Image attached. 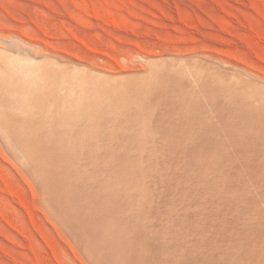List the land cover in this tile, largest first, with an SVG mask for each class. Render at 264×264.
<instances>
[{
  "label": "rangeland",
  "instance_id": "1",
  "mask_svg": "<svg viewBox=\"0 0 264 264\" xmlns=\"http://www.w3.org/2000/svg\"><path fill=\"white\" fill-rule=\"evenodd\" d=\"M1 48L15 60L12 61H14L16 65L24 64V61L21 59V57L27 54L30 56L31 60H34V58L40 59L43 61L42 64H48L49 68L62 70L68 74H73L74 77L76 76V78H73L70 74L72 78L70 75L69 78L73 83L68 82L67 79L64 80L66 82L64 83L66 86L69 85L67 89H71L73 86L77 88L76 90L78 91L79 88L76 87V83L80 81L79 84L81 93H76L75 97L77 96V99H71L69 97L70 99H68V101L65 103L75 104L74 106L71 105L73 107V111L79 110L77 113H81L77 114L76 112H73L71 110V106V109L66 107L64 109V114L65 117H69V119L65 118L64 121H69L71 125H73V128L71 129L70 125L68 128V125L65 124V122H63V124L66 125L69 135H74L77 131V128H83V123L86 121L85 119L88 120L89 118V122L91 120H96V124L98 126L96 133L100 135L97 137L96 134V139H103L102 141L105 140L106 142L107 135H110L111 139L108 137V144H110L111 141L113 143L110 145L119 147L116 150H125V152H127L130 157L129 161L131 164H135L133 165L135 166L134 169H137L138 172L142 171V174L145 172L148 173L146 174L147 176L144 175L145 182L143 181V183H138L140 180L137 179L138 177H134V179L136 178L135 182L137 181L134 184L136 185L138 183L139 187H144V190L147 193H149L151 190V192H153L160 189L159 193L156 191L157 195L159 194L161 196V198L158 197L160 200H156V192L153 194L150 192L152 194V198L151 196L149 197L148 194L147 197H149V201L146 200V203L148 204L150 202L149 204L152 205L151 202L154 201L155 203L156 200V202L160 204H155H158L160 208L161 206L163 207L161 210L158 207L157 209L160 211H156V207L158 205L154 204L153 206L155 209L153 208V210L156 211L154 212L151 209L152 206L148 204L151 211L148 213L147 208L146 211H144L145 214L148 213L149 216H147L148 214L145 215L144 212H142L144 217L148 218V221L151 216L152 219L155 215L156 219L158 218V224L159 220H167L168 218H164V216L162 218L159 213H164V210L170 205V202H167L170 200L169 198H171L170 201H172V199L175 197V200L172 202L176 204L175 207L178 208V213L176 212L177 214L175 213L173 215L177 216L178 219L182 223L184 222L187 227L189 226L187 224L191 223L190 225H192V227H188L189 229L191 228V231H189V229L186 227L184 232L182 229H184L185 226H183V228H176L175 226H179L177 223L179 220L177 221L174 216V221H172L173 219L169 221V214H172L175 208H173V210L168 207V210H165L164 213V215L167 214V217H169L167 220L168 222L165 220V222L160 223L161 225L166 224L168 226V224L176 221L170 225L173 229L169 228L168 226L167 229L169 228L170 230L168 229L167 231L165 225V229L162 231L161 229L163 226H161V229H159L160 224L159 226L156 224L157 222H155V218H153V221L150 220L151 224L155 223L153 225H157L156 227H159L158 229L160 232L163 233L166 231V234H170L171 236L174 234L172 230L175 232V234L177 232V237L180 238L176 242H179L178 245L181 244L183 248L179 246L180 250H178L179 247L174 244L175 240L171 239L172 237L169 235V237L166 239L168 240V238H170L169 241L174 242L168 243L170 244L169 247L165 244L164 246L162 245V247L160 246L161 250L165 248H167L166 250H172L173 248L174 251L169 250V252L171 251L172 254L174 252L176 256H180L182 259L179 257L178 258L180 261L182 260V263L185 262V264H196L199 262V264H201V261H203L202 259L206 256V252H209L210 245L214 243L215 245H220V249L215 245H213L214 247L212 248L210 247V251H212L213 254L209 252V254L211 253L209 255L210 257L207 254L208 257L206 256L204 258V260L207 261V264H214L215 261L218 262L215 264H224L221 262H226V256H232V251L233 256L240 255V264H243L244 260L253 261L255 258H259V260H262L260 263L264 264V253L262 251V249H264V241H260L261 237L264 238V210H262L263 212H257V208H255L251 209L250 212L248 211V213L254 214H252L253 217L256 215L255 220L253 217L250 218L251 215H249L247 212H243L244 214H234L236 210L235 208L238 206V203L236 206L234 205L235 202H237L235 199H238L235 197V194H239L242 189H250L251 187H249V185L253 184V182H251L253 180L249 178L250 173L246 170V172L242 170L243 168H246L244 165H247V162L246 160H242V162L241 159L244 158L245 153L247 155L248 153L245 152L243 154V152L236 151L240 153L241 156H239V153L236 155V152H232V149L225 139L227 136L225 135L224 127H221L223 121L228 119L230 114L229 109H233L234 107H227L218 110L214 109V111L211 112V108L208 110L207 106V113L208 115H212L211 119L216 122V124H212L213 126L206 125L205 123L202 124L201 120L199 119L201 118L202 114V117H204L205 114L204 112L200 111L201 109L199 110L198 105L196 106V100L199 98L198 94L200 93V96L203 99V105H207L208 99L213 100V97L207 96V98L205 96L207 98L206 100L205 97L202 96V91L199 92V89L195 91H198L199 93H195L194 97L193 94L190 95L189 92H187L193 85L197 88L198 86H201V82L199 81H202L203 78L205 79L204 73L207 72L210 74V78L212 79L209 80L211 84L209 87L210 91H219L222 94L220 95L221 97L224 96L226 97L227 101L234 103L238 107H236V113H240L241 118V110L243 112L245 111L243 107L249 104L250 101L256 102L257 97L255 94H259L264 98V0H0V49ZM152 58H155L156 61L154 64L150 65V63L147 62ZM161 62L163 64H161ZM56 65H58V67ZM59 65L60 67L62 66L61 69H59ZM218 67L219 69L217 70L219 71H212ZM154 69H160L161 71H159L163 72V74L161 73V75L157 77L153 74L154 72L152 70ZM169 72L170 75L167 74ZM218 73H220V76L216 75ZM107 74L108 76H106ZM114 75L117 77H114ZM129 75L130 78H127ZM105 76L108 78H104ZM111 76L113 78H111ZM65 78H68V75L67 77L65 75ZM193 78L195 79L194 81H196V84L193 82V80H191ZM191 83H193V85ZM184 92L186 94L185 97L183 95ZM206 92H208L207 89ZM187 93L189 95H187ZM248 94L249 97H247ZM184 98H186V100ZM204 101H206V103ZM66 106L68 105L66 104ZM67 108L69 115L66 114ZM74 108L76 110H74ZM88 108L91 109L88 110ZM92 110L95 117L92 116L93 113L90 114L91 116H89V113L92 112ZM70 111L72 114H70ZM193 113H195L197 116ZM72 116H76V118L73 119ZM70 117L76 125L70 121ZM79 118H82V120ZM195 120L200 122L201 125L198 122L195 123ZM85 126L87 127V125ZM214 128L216 130L218 129L219 137H217L218 131L214 130ZM70 129L71 131H69ZM244 132V134H246V131ZM102 134H106V137H102ZM184 134L185 137H188L184 138ZM215 134V137H221L218 139V141L221 142L222 139V144L219 145V142L216 143L217 138H214L213 136ZM246 135L248 136V134ZM210 137L214 138L215 143L213 139V142L211 139H209V142L213 143L217 149H214L215 147L213 146V148L211 147V152H208L209 150L206 152V148L205 150L203 148V150L206 152L204 153V151L201 149L202 147L198 145V142L199 144L205 143L207 141L206 139ZM93 141L95 142V140ZM192 142L197 144L195 146L196 149H194L195 147L191 146L193 145ZM183 143H187L188 145H184ZM1 144L2 143H0V264H108L105 262V260L103 261L89 256L87 249L81 241V237H78L76 232L71 231L62 222V220L52 212V210L46 205L44 199L42 198L41 191L35 181L31 178V176H28V173L25 174L26 171L22 169L20 164H17V160L14 158V160H11L12 156L7 151H4L5 148L2 150ZM185 146L188 148L193 147L189 148L191 153L194 150H197V153L193 152V154H191L190 152H185L187 149L184 148ZM117 147H114V149ZM156 147H158L160 150ZM223 147L224 149H222ZM146 149L153 153L155 151V153L158 154L157 156L155 153L150 154L149 152V154L154 155L156 159L159 157V159L156 160L157 162L155 161L156 163L153 162V160H155L154 156V158L149 157L150 159H153L152 161L145 159L148 158L147 155H149L148 152H146ZM221 150H224L222 153L225 154H220ZM226 150H229V155H232L230 153H233L232 156L236 155L232 157V159L239 156L240 161L237 158L239 163L241 162V164H245H231L234 161L231 162V156H228ZM182 151H184L185 154ZM216 152L218 153V156L215 155ZM212 153L214 154V157L220 159V161H226V159L228 161V163L225 164V167H222V165L217 166L220 161L216 164L214 163V167H209L214 169L215 174H212L216 175L220 171L226 172L227 170V172L231 171V176L234 178L225 181L224 185L227 186L223 188L224 191L221 192L223 193L222 196H217L215 193H213L216 192L213 188L208 191L210 185L208 182L205 184V177L207 175V178L209 179L210 177L208 176H210V174L208 173V168L204 167H208V164L211 163H209V155L205 154ZM159 154L161 156L164 155L163 159H160ZM193 155H195L199 161L196 159L194 160ZM219 155H222V157L224 156V160ZM142 156L144 160H149L150 162L141 160L143 159ZM198 156L201 158L199 159ZM228 158L230 159L231 163L229 162ZM237 159L233 160L238 162ZM201 160L205 163L201 162ZM141 161L145 162V164L141 165L143 164ZM207 162L208 164H206ZM146 163L153 164L148 165L149 170L151 169V173L147 169L148 167L146 168ZM202 163L203 165L206 164V166L204 165L203 167ZM136 164L139 167H136ZM168 164L170 167H168ZM180 164H182V166H179ZM198 164H201L203 169H205V173L202 171V167V170L199 168ZM227 165L230 167V169H226L228 167ZM140 166H144L145 169L139 171L141 168ZM153 166L156 170L151 168ZM185 166H190L191 168L189 169ZM195 166H198V169ZM240 167H242V169ZM199 169L200 171L198 173L197 171ZM191 170L192 173H195V175L194 173L189 174ZM237 170L240 172L242 171V174L243 172L246 174L244 173V175H242ZM176 171L179 172L176 173ZM234 172H238L240 176L238 173L234 174ZM140 174L141 173H139V175ZM146 177L149 182L151 180L152 181L148 183ZM237 177H240L241 180L239 179L237 181ZM247 177L249 180H247ZM182 178H184V180H188L189 178L191 179L188 180L189 182L187 181L188 185L190 184L191 189L189 187L186 188L188 185L182 187V184L184 183ZM157 180H161V187L158 186L160 183L158 182L157 184ZM186 180L184 184H186ZM178 181L180 184L176 183ZM249 181L250 183H247ZM146 182L150 184L151 188L154 189L150 188L151 190L148 189V191H146L148 184L146 186L142 185L144 183L146 184ZM155 182L156 184L152 185ZM191 182H196V186ZM243 182H246L248 185L245 183L246 187L244 186L245 188L243 187L239 191L238 188L243 186ZM205 186L208 188L204 189ZM234 188L236 191H239V193L236 192ZM181 190L185 192L182 193ZM230 191L231 193L235 191V194H230ZM229 194L233 195V197ZM227 195L232 197V199ZM226 196L231 199H228L230 202L227 201ZM178 200L180 201L177 202ZM203 200H206L207 203H205ZM162 202L163 204H161ZM225 202L229 203L230 206L225 204ZM146 203L144 204V209L147 206ZM195 203L197 204L194 205ZM203 204H207L205 205L206 207L204 209L207 211V213H205L206 211L204 210V212L199 210L200 206ZM225 206H227V208H233L234 206V211L232 209H226ZM171 207H173L172 204ZM208 208L210 210H208ZM170 209L173 210L171 213H169ZM197 210H199V212ZM212 210L213 212H211ZM228 210L230 211L229 214H234H232L233 218H235L234 216L237 215L236 220L238 214H242L244 217L247 215V217L250 219L245 217V224L241 215L239 219L243 222V224L242 222L239 223V219L236 221L235 219H232V216L230 217V215H227ZM190 211H192L191 214ZM221 211L225 213L219 215L218 213H223ZM195 212H197L198 215H196ZM150 214L154 215L150 216ZM216 214L223 219L225 218L224 216H226V218L229 217L227 219L225 218L226 222H228L226 223L225 219H221L222 221L218 220L217 218L220 217H216ZM213 216L217 219L216 222ZM212 217L213 219H211ZM251 220H254V222H251ZM233 221L236 222V224ZM181 222H179V224L184 225ZM218 222L222 223V225L224 223L225 224L223 227L221 224H218V226L220 225L219 229L216 224ZM237 222L239 225L245 224L246 228L245 226L243 227L241 225L239 227ZM248 223H253V225H255L251 226L250 224L251 227L249 225V227H247ZM151 224L149 223L148 225L151 226ZM173 224H175L174 227L172 226ZM210 226L215 228L216 231H219L215 232ZM236 226L237 228L235 233V231H232V228ZM229 227L232 228L230 229ZM196 228L198 232H196ZM177 229H181L184 232V235L190 232L193 237H195L198 233L196 238L199 237L200 242L201 239L206 238L205 240L207 244L209 243V247L206 246V243H204L205 240L202 241V243L205 244V246L202 247V243L198 242L199 239L195 240L196 238L193 239V237L190 236L193 240H195V243L196 241L200 243L195 245L197 247L199 245L201 248L195 247V245L192 244L194 241H191L190 238L188 243H191L192 245H190L195 248L191 247L187 243L190 234L185 237L182 234V231H178ZM192 229H194L195 233H193L194 231ZM208 230H212L210 233L216 234L218 239L215 237V235H207V233H209ZM241 230L245 232L242 233ZM199 231H203L201 237L199 235ZM222 231L224 237L221 234ZM192 233L195 234V236ZM224 233L227 236H225ZM166 234L164 235L168 236ZM220 234L223 238L218 236ZM242 234L247 235H244L243 237ZM181 235L184 237V239ZM253 235L254 237H252ZM165 236H159V239H161L160 242L163 241L162 239H164ZM213 236L216 238L215 240ZM229 236H233L234 239L236 237L237 241L239 240L238 242L234 240L236 243H238L236 245L233 242V238L231 237V241L236 246L232 245L230 240L229 243L232 246H229V243L228 246L227 243L224 244L225 246L223 245L224 242H228L227 239H230ZM177 237L175 239H178ZM207 238H210L213 240V242H211V240H207ZM241 240L246 242V248L241 246L245 245L244 242H241ZM220 241L222 242V245ZM171 243L174 244L172 245L174 247H171ZM253 243L254 245L257 243L256 246L252 245ZM185 247L193 248V252L195 254L191 253L190 248H187L190 250H185ZM205 247L207 248L205 249ZM225 247H229L228 249L230 251L225 250ZM238 247L239 250L237 251L239 252L236 251V248L238 249ZM196 248L197 250H200L204 253L202 254L200 251L197 252V250H195ZM213 248H215L214 251ZM222 248L226 252L222 251ZM242 248L244 251H242ZM250 248L255 251L251 250ZM250 250L252 251L251 253H249ZM185 251H189L188 254H185ZM235 251L236 254H234ZM245 251H247V255L244 253ZM160 252L162 251H158V253ZM163 252L162 254L160 253L158 255V259H156L157 261L159 260V257H161L160 255H162L161 258H163V254L167 255V257L170 256L171 258V255L167 254L168 251H166V253ZM181 252L182 254H185V256L187 255V259L192 258L191 261L195 259L197 260L192 262L187 260L190 263L187 261L183 262V258L184 260L186 258L181 254ZM217 252L220 253L221 256ZM214 253L219 255L215 259H213L216 256ZM225 253L227 254L225 255ZM248 253L250 257L252 256L253 260L249 257ZM259 254H261V257ZM174 255L173 257H175ZM193 255H196V257H193ZM223 255L225 256L222 257ZM148 256L146 255L147 258L143 259L145 256L141 255L139 257L140 261L137 260L138 263L141 262V264H150L151 261L155 260L153 257L152 259L151 256ZM245 256H248V259ZM197 257L199 260H201L199 261ZM220 257L225 258L223 259L224 261ZM150 258L151 260L148 261ZM170 258H168L169 264L171 263ZM160 260V263L165 262L168 264V260L164 262L162 261L163 259ZM171 261L174 263L176 260L173 258ZM205 261L202 263L206 264ZM246 261L245 263L248 264L251 262Z\"/></svg>",
  "mask_w": 264,
  "mask_h": 264
},
{
  "label": "bare ground",
  "instance_id": "2",
  "mask_svg": "<svg viewBox=\"0 0 264 264\" xmlns=\"http://www.w3.org/2000/svg\"><path fill=\"white\" fill-rule=\"evenodd\" d=\"M21 59L24 61V64L16 65L14 62L15 60L12 57H10L7 54V52L4 51L2 48L0 49V143H2L1 144L2 150L5 148L4 151H7L12 156L11 160H14V159L17 160V162H18L17 164L18 165L20 164L22 169H24L26 171L25 174L28 173L29 174L28 176H31V178L35 181L38 188L40 189L41 194H42V198L44 199L46 205L52 210V212L57 217H59L62 220V222L71 231L76 232L78 237L79 236L81 237V241L84 244L85 248L87 249L89 256L94 257L95 259L98 258L99 260H103V261L105 260V262H107L108 264H141V262L138 263V261H140L139 257L141 255L142 256L144 255L145 256V257H143V259H144V258H147L146 255L148 256V254H149V256H151V258L153 257L155 260L158 259V255L160 253L162 254V252L167 249V248L163 247L165 249L161 250L160 246L162 247V245L164 246V244H165L166 246L169 247L170 244H168V243L172 242V241H169L170 238H168V240L166 239L167 237H169L170 234H166V231L163 233L159 231V229H161V226H163V228L161 229L162 231L165 229L164 227L166 224L161 225V223L165 222L166 219H163L164 221L159 220V224H160V226H159V224L157 222L158 218L156 219V215L153 217L156 219V221L154 220L155 222H157L156 224L160 227V228L158 227L159 228L158 229L156 227L157 225L156 226L153 225L155 223L151 224V221H153V218L151 219V217H152L151 215H154V214H150L151 217L149 218V221L150 220L151 221L149 222L148 218L144 217L142 212H144V214H145V211L147 208V212L149 213L151 211L150 206H152V208H151L152 210H153V208L155 209V207L153 205L155 203H158V202H156V200H158V201L160 200L158 197L161 198V196L159 194L157 195L156 191H158V193H159L160 189L151 192L152 191L151 189H154V188H151L150 184H148V183H150L152 180L149 178L151 180L149 182L147 177H146V180L148 183L146 182V184L144 183L142 185L146 186L148 184L149 188L147 186L146 191H148V189L151 188L150 192L152 194L154 192H156L155 196H157L155 203L153 201V202H151L152 205H150L149 204L150 202H149L148 203L150 205L149 206L146 203V200L149 201V197L151 196V198H152V194L150 192L149 193L145 192L144 187H141V186L139 187V184H138L139 182L143 183V181L145 179L144 175L148 174L147 172H145V173L143 172L144 174H142L141 170L145 169L144 166H142V167L140 166L141 168L139 171H141V172H138L137 169H134L135 166H133V165H135V164H131V162L129 161L130 157H129L128 153L125 152V150L124 151L122 149L116 150L119 147L114 146V145H110L111 143H113L111 141H110V144H108V142H107V141H109L108 137L111 139L110 135L109 136L107 135L106 142H105V140L102 141L103 139L102 140L96 139V134H97L96 132L98 129V126L96 124V120L95 121L91 120L89 122L88 121V120H90L89 118H88V120L85 119L86 121L83 123L84 125L82 124L83 128L82 127H80V129L77 128L76 133L75 134L73 133L74 135H69L65 124L68 125L67 126L68 128L70 125L71 129L73 128V125H71V123L69 121H67V122L64 121V119L66 118L65 114H64L65 113L64 109L66 107L70 108L71 105L74 106L75 104H72V103L70 104V103H65V102L68 101V99H70V98L71 99L76 98L77 97V96L75 97L76 93L77 94L81 93L80 84H79L80 81H78L76 83V87L79 88L78 91L76 90L77 88H75L73 86L71 87V89H67V87L69 85L66 86L65 85L66 82L64 80L67 79L68 82H71L70 81L71 79L69 78V75L71 73L68 74L67 72H64L62 70H57L55 68H49L48 64L47 65H46V63H44V65L42 64V62H43L42 60L37 59V58H34V60H31L30 56H28L27 54L22 56ZM12 60H14V61H12ZM161 60H162V58H161ZM166 60H168V59H166ZM172 60H173V58H172ZM155 61H156L155 58H152V59H149V61L147 63H150V65H152V64H154ZM159 61H160V59H159ZM161 64H163V63L161 62ZM60 65H59V69H61V67H62V66L60 67ZM56 66L58 67V65H56ZM217 69H219V67L216 68L215 70H212V71H216V72L219 71ZM159 70H157V69L152 70L154 72L153 74L156 75L157 77L159 75H161V73L163 74V72H160L161 70L160 71ZM164 72H165V70H164ZM167 74L170 75V72ZM65 75H66V77L68 75L69 80H68V78H65ZM71 75L73 78H76V76L74 77L73 74H71ZM71 75H70V77H71ZM216 75L220 76V73H218ZM106 76H108V74ZM106 76L104 78H106ZM112 76H111V78H113ZM115 76L116 75H114V77ZM131 77H132V74H131ZM204 77H205V79L203 78L204 80L202 79V81H199V82H201L200 85L202 87L198 86V88H197L196 86L193 85V83H191L193 86L187 91V92H189L190 95L193 94V97H194L195 93L197 94L200 91H202L203 97H205V96L206 97L207 96L213 97L212 98L213 100L210 99L211 101L208 99L207 105H205V104L203 105L202 104L203 99L201 98L200 93L198 94L199 98L196 100L197 101L196 106L198 105L199 110L201 109L200 111L204 112V114H205L204 117H202L203 116V114H202L201 118L199 120H201L202 124L205 123L206 125H212V124L215 125L216 122H214L211 119L212 115H208V113H207L209 108H211L210 110H211V112H213L214 109L218 110V109L227 108V107H229V108L234 107L233 109H229L230 114L228 116V119L223 121L221 127L222 128L224 127L225 135L227 136L225 139L227 140L230 148L232 149V152L239 151V152H243V154L245 152L248 153V155L245 153V155H244L245 159L241 157L242 158L241 161L246 160V162H247V165H244V166H246V168L245 169L244 168L242 169V167H240V168L242 170H244V171L246 170L250 173L249 178L253 180V181H251V182H253V184L249 185V187H251L250 189H248V186H247L248 190H246L245 185L247 183H250V181L247 183L245 182L246 184L243 182L244 183L243 186L241 185L242 187H240L238 189L240 191L241 188H243L244 186H245L244 187L245 189H242L240 193H239V191H236L234 188V190L239 193L237 195L235 194V191L234 192L232 191L235 194V197L238 198V199H235V200H237V202H235L234 205L236 206V204L238 203V206H236V208H235L236 210H235L234 214H236V213L244 214L246 212L248 213V211L250 212L251 209H255V208H257V210H256L257 212H259V211L263 212L262 210H264V98L259 94H255L257 97L256 102L250 101L249 104H247L246 106L243 107L245 109L244 112L240 109L241 115H242V118H241L240 113H236V107L237 106L234 103H230L229 101H227L226 97H224V96L221 97L220 95H222V94L219 91H210L209 87L211 86V84H210L209 80H212L210 78L211 77L210 74L205 72ZM127 78H130V75ZM89 79H90V77H89ZM106 79H104V80H106ZM109 80H110V77H109ZM191 80H193L194 83L196 82V81H194L195 80L194 78ZM191 80H190V82H191ZM90 81H88V82H90ZM71 83H73V82H71ZM198 89H199V92L198 91L195 92ZM206 89L208 92H206ZM86 90H87V88H86ZM176 90H177V88H176ZM216 92H217V95H216ZM248 92H250V91H248ZM189 94L187 93V95H189ZM183 95H184V97L186 96L185 92ZM244 95H245V92H244ZM206 97H205V99L207 100L208 97L207 98ZM247 97H249V94ZM251 97H253V96H251ZM182 98H183V96H182ZM184 99L186 100V98H184ZM192 100H194V99H192ZM78 102H76V103H78ZM204 102L206 103V101H204ZM73 103H75V102H73ZM194 103H193V105H194ZM66 104L68 106H66ZM88 107H89V105H88ZM206 107L208 108V110L206 109ZM90 109L91 108H88V110H90ZM66 110H67L66 114H68V112H69L68 108ZM71 110L73 111V107ZM74 110H76V109L74 108ZM78 111L79 110L73 111V112L77 113ZM197 111H198V109H197ZM76 113H75V115H76ZM79 113H81V112H79ZM79 113H77V114H79ZM198 113H201V112H198ZM70 114H72L71 111H70ZM90 114H92V116L95 117L93 110H92V112L89 113V116H91ZM193 114H195V113H193ZM195 115H193V116H195ZM67 118L69 119V117H67ZM74 118H76V116H74L73 119ZM195 118H199V117H195ZM80 120H82V118ZM196 120H198V119H196ZM196 120H195V123L198 122ZM70 121L73 124H75L73 122L72 118L70 119ZM63 122H65V124H63ZM86 122H89V123H86ZM198 123H200V122H198ZM85 125H87V127ZM95 125H96V127H95ZM200 125H201V123H200ZM215 128H216V126H215ZM215 128H214V130H216ZM71 129L69 131H71ZM216 131H218V129ZM244 131H246V134H248V136L246 134H244L245 133ZM217 134H218L217 137H219V131L217 132ZM105 135L102 134V137L104 136V138H105L106 137ZM99 136L100 135L97 134V137H99ZM213 136H214V138H217V137H215L216 134ZM187 137H185V134H184V138H187ZM181 138H183V137H181ZM214 138L210 137V138L206 139L207 141L205 143H202V144H199V142H198V145L202 147L201 148L202 151H204L206 148V150H205L206 152L208 150H209L208 152H211V147L213 148L214 145H213V143L209 142V139H211V141L213 142ZM220 138H217V142H216V143L219 142L218 143L219 145L222 144L221 143L222 139H221V142L218 141V139H220ZM222 138H224V137H222ZM93 140H95V142ZM193 142H194V140H193ZM223 142H224V140H223ZM187 143H185V144H187ZM214 143H215V140H214ZM196 145L197 144L193 143V145H191V146L195 147ZM112 146L117 147V148L114 149V147H112ZM193 147H189V148H193ZM150 148H152V147H150ZM156 148H158V147H156ZM184 148L188 149V150L186 149V151L184 150L185 152L191 153L190 149L187 146H185ZM203 148H204V150H203ZM194 149H196V147ZM194 149H192V150H194ZM198 149H199V147H198ZM201 149H200V151H201ZM214 149H217V148L215 147ZM222 149H224V147ZM151 151H153V150H151ZM184 151H182V152H184ZM196 151L194 150L193 152L197 153ZM205 151H204V153H206ZM223 151L224 150H221L220 151L221 153L220 152L219 153L225 154V153H222ZM228 151H227V154L229 153ZM146 152H148V154H149L150 150L149 151L147 150ZM185 152H184V154H185ZM193 152L191 154H193ZM239 152H236V155ZM151 153H153V152H150V154ZM154 153H155V151H154ZM216 153H215V155L218 156V153L217 154ZM150 154L147 155L148 158H145V159H149L152 161L153 159H150L149 157L154 158L155 156L150 155ZM186 154H188V153H186ZM230 154L233 155V153H230ZM143 155H144V153H143ZM155 155L158 156L157 153H155ZM180 155H182V154H180ZM205 155H209L210 161L209 160L208 161H209V163L211 162L212 164L211 163L208 164V162H207L206 164H208V167L206 166V164H204L206 166V167H204V165L202 163L204 168H208V170H209L208 173L210 174V176H208V177H210L209 179L207 178V175H206V177L204 176L205 180H206L205 184L208 182L210 185V187L208 185L209 188L207 186H205L204 189L208 188V191H210V189L213 188L216 191L213 193H215L217 196L218 195L222 196L223 193H221V192H223L224 191L223 188L227 186V185H224L225 181L231 180V178H233L231 176V173H230L231 171L228 170L229 172H227V170H226L227 173L224 171H220V172H218V174L214 175L215 174L214 169L209 168V167H214L213 164L218 163L220 161V159L215 158L213 153L212 154H205ZM205 155H203V156H205ZM232 155L228 154V156H231L230 159H232V157L236 156V155H234V156H232ZM163 156L160 155V159L161 158L163 159ZM194 156L195 155H193V159L197 160L196 156H195V158H194ZM239 156H241L240 153H239ZM239 156H237L236 158H233V159H237V158L239 159ZM245 156H247V157H245ZM220 157H222V155ZM142 158H143V156H142ZM200 158L201 157H199V159ZM223 158H224V156L222 157V159ZM154 159L155 160H153V162L156 163L157 162L156 160H158L159 157H158V159H156V157ZM189 159H191V158H189ZM225 159H226V157H225ZM230 159L228 158L229 162H230ZM233 159L231 160V162H233V161L234 162L233 163L230 162L231 164H236V163H239V161H240V159H239V161L237 159L238 162H235V160H233ZM141 160L146 161V162L149 161V160H144V158ZM192 160H191V162H192ZM143 161H141V162H143ZM183 161H185V160H183ZM197 161H199V160H197ZM201 162H204V161L201 160ZM222 162H223V164H222ZM248 162H249V166H248ZM227 163H228V161L226 159V161L225 160L220 161V163L217 166L222 165V167H225L226 166L225 164H227ZM144 164H145V162H143V164H141V165H144ZM146 164H147L146 168L148 167L149 164L153 165L152 163H146ZM239 164H241V162ZM243 164H245V163H243ZM243 164H241V165H243ZM179 166H182V164H180ZM136 167H139V166L136 164ZM168 167H170V165ZM187 167L189 169L191 168L190 166H187ZM195 167L197 168L198 166H195ZM201 167L202 166L200 164L199 168L201 169ZM203 167H202V169H203ZM151 168H154V166ZM232 168H234V167H232ZM238 168H239V166H238ZM147 169L149 170V167ZM200 169L197 171L198 173H199ZM226 169H230V167L228 166ZM153 170H156V169L154 168ZM204 170L205 169H203L202 171H204ZM231 170H233V169H231ZM178 172L179 171H176V173H178ZM238 172L241 173L242 171L241 172L238 171ZM245 172H243V174L242 173L241 174L244 175ZM139 173H141L143 176L141 174L139 175ZM150 173H151V171H150ZM153 173H155V172H153ZM191 173H192V170L189 172V174H191ZM204 173H205V171H204ZM212 173H214V174H212ZM235 173L236 172H234V174ZM239 173H238V175H239ZM194 175H195V173H194ZM194 175H192V176H194ZM158 176H159V174H158ZM134 177H138L137 179L140 180V181H138V183L136 185L134 183H136L137 181L135 182L136 178L134 179ZM204 177H203V180H204ZM171 178H173V177H171ZM249 178L247 177V180H249ZM158 179H159V177H158ZM180 179H179V181H180ZM182 179L184 180V178H182ZM239 179H240V177L239 178L237 177V181ZM185 180L183 181L184 183H185ZM188 180H186V184H184V183H183L184 185L182 184V187L185 185H188V182H189ZM173 181H174V179H173ZM179 181L176 183H179ZM158 182L160 183L161 180L160 181L157 180V184H158ZM191 183H193V182H191ZM154 184H156V182L153 183L152 185H154ZM161 184L162 183H160V185H158V186L161 187ZM193 184H195V186H196V182ZM160 187H158V188H160ZM180 187H181V185H180ZM187 187L190 188L191 187L190 184L188 186H186V188ZM155 188H156V186H155ZM177 188H179V187H177ZM184 188H182V189H184ZM181 191H182V193L185 192L183 190H181ZM255 191H256L258 196L256 195ZM233 193H231V191H230V194H233ZM147 195L149 197H147ZM229 195H227V196L233 197V195H230V196ZM217 196H216V198H217ZM228 197H227V201H229L228 199H230V198L232 199V197H230V198H228ZM151 198H150V200H151ZM169 199L171 200V198H169ZM170 200L167 201V202H170L169 206H167L168 203L166 202L167 203L166 204L167 209H165V210H168V207H170L171 209L175 208V210L173 209L174 211L171 209L169 210V213H171L173 211L172 214L168 213L170 216V219H169V217H167V214L164 215L165 210H164V213H162L163 215L161 213H159V214L162 216V218H163V216H164V218L165 217L168 218L169 221L171 219H173L172 221H174V218H176V220L178 221L179 220L178 217L173 215L177 212V209H178L175 207L176 204H174V202H172L173 200H175V197L172 199V201H170ZM224 200H225V198H224ZM162 201H164V200H162ZM179 201L180 200H178L177 202H179ZM203 201L205 203H207L206 200H203ZM218 202H219V200H218ZM226 202H225V204L229 205V203H226ZM145 203L147 204V206L149 208L146 205H145L146 206L145 209L143 208ZM158 204H160V203H158ZM158 204H155V205H158ZM161 204H163V202ZM171 204L173 207H171ZM196 204L197 203H195L194 205H196ZM205 205H207V204H205ZM205 205L203 204L200 206L199 210L201 212L206 211V210H204L206 207ZM158 207L160 208V206L158 205L156 207V211L159 210V209H157ZM162 208L163 207L161 206L160 210ZM225 208L229 209V210H231V209L233 210L234 206H233V208H231V207L227 208V206H225ZM225 208H224V210H225ZM196 209H195V211H196ZM199 210H197V211L199 212ZM208 210H210V209L208 208ZM229 210L227 211V215H230V217L232 216V219L236 220L237 215L234 216L235 218H233L234 214L233 213H232L233 215L229 214L230 213ZM153 211L156 212L155 210H153ZM191 212L192 211H190V214H191ZM211 212H213V210ZM221 212H223V211H221ZM195 213H196V215H198L197 212H195ZM205 213H207V211ZM224 213L225 212L218 213V214L221 215ZM147 214H145V215H147ZM242 214H238L236 221H238L239 217ZM248 214L251 215L250 218L253 217L252 216L253 213L252 214L248 213ZM219 215H217L216 217H218ZM147 216H149V214ZM173 216H174V218H173ZM255 216L253 217L254 220L256 218ZM213 217L211 219H213ZM222 217H223V215H222ZM224 217L226 218V216H224ZM245 217L249 218V217H247V215H245ZM245 217H244V215H242L243 221L245 220ZM159 218H160V216H159ZM227 218H229V217H227ZM217 219L221 220L223 218L220 217ZM217 219L215 218V222ZM226 219H225V222H226ZM167 220H166V222H168ZM228 220H230V219H228ZM254 220L253 221L251 220V222H254ZM175 222H172V223H175ZM179 222H181V221L179 220ZM179 222H177L178 225L182 226V227H179V226L178 227L175 226V227L176 228H183V226H185L184 229H182L185 232L187 226L185 225L184 222L183 223L181 222L184 225L179 224ZM198 222H199V220H198ZM241 222L242 221H240V219H239V223H241ZM149 223L151 224V226L148 225ZM234 223L236 224V222H234ZM239 223H238V226L240 227L241 224L239 225ZM244 223H245V221H244ZM171 224H168L169 228H172L170 226ZM190 224L191 223L187 224V225H189L188 227H190V226L192 227V225H190ZM216 224H217V227L220 229V227H219L220 225L218 226V224L222 225V223L218 222ZM235 224H233V225H235ZM242 224H243V222H242ZM245 224L241 225V226H243V227L245 226V228H246ZM250 224H251V226L253 225V223H248L247 227H249ZM174 225L175 224H173L172 226L174 227ZM223 225H222V227H223ZM168 226L166 225V229ZM227 226H228V224H227ZM230 226H232V225H230ZM188 227H187V229H189ZM210 227H212V226H210ZM210 227H209V229H210ZM193 228H195V227H193ZM234 228H232L233 229L232 231H235L237 226ZM168 229H167V231H168ZM190 229H189V231H191ZM213 229L215 232L219 231V230L216 231L215 228H213ZM177 230L180 231L181 229L180 230L177 229ZM192 230L194 231V229H192ZM196 230H197V228H196ZM211 231L208 230L209 233H207V235L212 234V235H215V237H217L216 234L210 233ZM172 232L175 234V232L173 230H172ZM184 232L182 231L183 235H184ZM196 232H198V230ZM202 232L203 231H201L199 233L200 237L202 236ZM243 232H245V231H242V233ZM167 233H169V232H167ZM173 233H171V234H173ZM193 233H195V231ZM222 233H223V231L221 232V234ZM235 233H236V231H235ZM238 233H239V231H238ZM164 234H166L168 236H165ZM174 234L172 236L170 235L172 237L171 239L175 240L174 244L178 247L179 246L182 247L181 244L178 245L179 242L178 243L176 242L180 238V237L179 238L177 237L178 233L176 232V234H175L178 239H175L176 237ZM179 234H180V232H179ZM197 234H196V236H198ZM221 234L218 236L223 238L224 236L222 234V236H223L222 237ZM226 234H227V232H226ZM226 234L224 233L225 236H227ZM228 234H231V233H228ZM187 235H189V239L187 240V243L189 242L190 238H191V241H194V243H192L194 245L197 244L198 242H200L199 237L196 238L195 234H193L195 236V237H193L191 235V233L189 232L188 234H186L184 236L186 237ZM244 235H247V234H244ZM244 235L242 234L243 237H244ZM159 236L160 237L165 236V238H164L165 241H164V239H162L163 241L160 242L161 239H159ZM190 236H192L193 239L196 238L195 240L199 239V241L198 242L196 241V243H195V240H193L192 237H190ZM203 237H204V234H203ZM209 237L212 238L211 236H209ZM215 237H214V240L216 239ZM229 237H230V239L225 238L228 240V242H224L223 245L225 243H227V246H228L229 240H230V243L232 245L238 244L236 242H238L239 240L237 241L236 237H235V239L233 236H229ZM231 237L233 238V242L235 244L231 241ZM243 237H241V238H243ZM252 237H254V235ZM187 238H185V239H187ZM210 238L209 239L207 238V240L210 241L211 240ZM249 238H251V237H249ZM183 239H184V237H183ZM205 239L204 238L201 239L200 243H202V241ZM217 239H218V237H217ZM238 239H239V237H238ZM261 239H264V238L261 237ZM261 239H260L261 242L264 241ZM219 240H220V238H219ZM234 240H236V242ZM166 241H167L168 245L166 244ZM184 241H183V243H184ZM158 242L160 244L161 243H163V244L160 245ZM211 242H213V240H211ZM217 242H219V241H217ZM241 242H244V244L246 243L243 240H241ZM258 242H259V240H258ZM172 243H171V247H174V246H172V245H174ZM185 243H186V241H185ZM200 243H198V244H200ZM204 243H206V240ZM215 243H216V241H215ZM220 243L222 245L221 241H220ZM230 243H229V246L231 245ZM256 244L254 245V243H253L252 245L256 246ZM189 245H186V246H189ZM211 245H210V247L212 248V247H214L213 245H215V244L213 243ZM183 246H185V245H183ZM201 246L204 247L205 244L202 243ZM206 246L209 247V243ZM215 246H217V248L220 249V245L216 244ZM241 246L243 248H246V244L241 245ZM180 247L178 250H180ZM191 247H193V246H191ZM195 247H197V246L195 245ZM195 247H193V248H195ZM198 247H200V246L198 245ZM210 247H209V252H211L213 254V252L210 251V249H211ZM185 248H186L185 250L191 249L190 250L191 253H194L193 248H190V247H185ZM187 248H190V249H187ZM197 248L195 250H197ZM206 248L207 247H205V249ZM225 248H226L225 250H229L228 249L229 247H225ZM243 248H242V251H244ZM158 249H160V250H158ZM214 249L215 248H213V251H214ZM253 249H251V250H253ZM169 250H171V249H169ZM169 250H166V251H168L167 254L171 255V258L169 255H168L169 257H167V255L163 254L165 257L163 256V258H161L162 255H160L161 257H159L158 261L153 260L155 262L151 261L153 263L150 262V264H167L164 262L167 260H168L167 262L169 264L168 258H170V262H171L170 264H175V263L178 264V262H179V264H185L184 261H187V260L191 261V259H192L191 255H190L191 259H187V255L185 256V254H188L189 251H185V254H182V252H181V254L184 255L186 258L185 260L183 258L184 263H182L181 262L182 260L180 261V259H179V258H181L180 256H176V254L174 252H173V254L171 253V251L172 250L174 251V249L172 248V250L170 252H169ZM225 250L222 248V251H225ZM237 250H239V247H238V249L236 248V251ZM251 250L249 253L252 252ZM158 251H162V252L158 253ZM166 251L163 253H166ZM198 251H200V250H197V252ZM222 251H220V252H222ZM231 251H232V249H231ZM236 251L234 254H236ZM253 251H255V250H253ZM256 251H257V249H256ZM262 251L264 253V249H262ZM200 252H202V251H200ZM209 252L208 253L206 252V256H207V254H208V256L211 254V253L209 254ZM237 252H239V251H237ZM246 252L247 251H245L244 253L247 255ZM203 253L204 252H202V254ZM222 253H224V252H222ZM229 253H231V252H229ZM240 253H241V251H240ZM240 253H237V254H240ZM249 253H248V255H249ZM214 254H216V253H214ZM218 254H220V253H218ZM218 254H216V256L213 259L218 257L219 256ZM226 254L227 253H225V255ZM231 254H232V256H230V257H227L228 255L226 256V258H227L226 262H221L220 261L221 259L222 260L225 259V258H221V257H220L221 259L219 258L220 259L219 261L221 263H224V264L225 263L226 264H240L239 263L240 262L239 261L240 255L233 256V251ZM256 254H257V252H256ZM173 255L175 257H173ZM198 255H200V254H198ZM225 255H223L222 257H224ZM259 255L261 257V254H259ZM259 255H258V257H259ZM194 256L196 257V255H193V257ZM220 256H221V254H220ZM241 256H243V255H241ZM245 257H247V259H248V256H245ZM249 257H250V255H249ZM151 258L148 259V261L151 260ZM164 258H165V260H164ZM173 258H174V260H176L174 263H173V261H171V259L173 260ZM204 258L202 259L203 261H205ZM250 258H252V256ZM160 259H163L162 261L164 263H160L159 262V261H161ZM241 259H243V258H241ZM195 260H197V259H195ZM195 260H192V261H195ZM198 260H199V258H198ZM252 260H253V258H252ZM254 260L253 261L247 260V261L248 262L251 261L250 264L251 263L252 264L253 263L254 264H261L260 261L262 262V260H259V258H255ZM145 261H146V259H145ZM189 261H187V262L190 263ZM203 261H201V264H203L202 263ZM213 261H215V260H213ZM245 261L246 260H244L243 264H248V263H245ZM205 262L207 264V261H205ZM211 262H212V260H211ZM193 263H195V262H193ZM215 263H218V262L215 261ZM263 263H264V260H263ZM196 264H199V262Z\"/></svg>",
  "mask_w": 264,
  "mask_h": 264
}]
</instances>
